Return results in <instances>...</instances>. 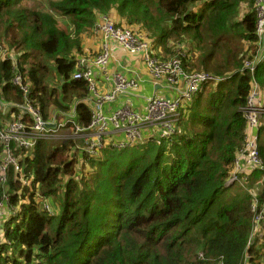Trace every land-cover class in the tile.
<instances>
[{
	"label": "trees",
	"instance_id": "trees-1",
	"mask_svg": "<svg viewBox=\"0 0 264 264\" xmlns=\"http://www.w3.org/2000/svg\"><path fill=\"white\" fill-rule=\"evenodd\" d=\"M243 2L248 3L247 13L233 21ZM37 4L0 0V51L2 43L8 45L0 53V124L5 123L4 102L25 101L12 84L18 73L32 85L30 98L44 118L75 108L78 122L89 123L91 106L83 101L90 94L88 85L73 78L79 70L77 53L82 33L112 10L130 24H143L152 37L157 35L153 26L164 36L182 31L179 41L185 34L198 38L206 32L210 37L202 39L207 40V51L200 54V63L202 70L218 76L233 73L230 55L239 71L246 58L259 52L255 0H50L49 9ZM154 6L159 17L153 14ZM57 16L65 18L63 24ZM163 21L173 28L163 31ZM238 35L249 42L245 58L232 54L230 43ZM217 49L224 51L226 63L215 60ZM252 78L264 90L263 62L254 74L248 70L237 80L206 84L182 115L174 141L149 143L139 156L107 147L98 157L86 158L72 152V140H41L32 150L14 144L22 169L10 171L8 189L18 214L5 223L0 264H244L254 197L225 183L243 144L246 122L241 109ZM12 110L11 115L19 111ZM260 151L264 160V125ZM3 156L0 141V163ZM25 177L31 179L28 186L19 180ZM251 186L260 211L264 174ZM44 200L53 213L44 208ZM262 253L258 250L255 256Z\"/></svg>",
	"mask_w": 264,
	"mask_h": 264
},
{
	"label": "built area",
	"instance_id": "built-area-1",
	"mask_svg": "<svg viewBox=\"0 0 264 264\" xmlns=\"http://www.w3.org/2000/svg\"><path fill=\"white\" fill-rule=\"evenodd\" d=\"M255 13L256 44L260 51L264 44V0H255ZM94 32L103 40L100 52L91 64L78 63L79 70L73 74L74 79L84 80L87 83L90 94L94 96L95 105L91 107L88 124H80L75 119L74 111L68 113L56 110L51 118H44L40 108L30 98L32 85L26 83L23 75L19 73L12 79V84L23 92L25 101L19 104L11 103L10 107H16L19 111L9 117L7 111L3 110L5 123L0 124V141L4 152L0 163V247L6 241V221L10 216L15 217L18 214L17 206L12 205V192L8 189L10 171L18 173L22 169L14 144L19 149L32 150L41 140H54L53 138L60 137L75 143L72 152H79L86 158H96L107 147L117 150L145 147L157 139L171 143L178 131L180 110L186 107L188 110V107L198 99L206 84L217 85L232 77V74L218 76L207 71H187L183 64L185 51H181L179 56L167 59L156 56L148 37L132 28L118 25L109 14L99 15ZM113 44H118L126 51L143 58L151 77L157 82L163 81L174 86L177 95L173 98L149 97L145 114L135 111L128 104L122 105L111 114H106L104 112L106 103L113 102L120 94L139 87V82L135 79L127 77L122 72H116L113 74L112 91L99 92L93 66L107 72L114 52ZM258 54L259 52L248 59L239 72L249 70L251 74L256 73L264 58V53L260 59ZM10 58L15 60L14 56ZM251 84L246 105L241 109L246 122L244 144L235 158L234 170L227 180V186L236 184L244 187L252 172L264 171V161L259 147L260 132L264 123V90L256 78H252ZM83 101L86 103L91 101V96ZM19 180L24 186H28L31 179L25 177ZM253 196L251 208L255 212V217L244 264L257 263V256L252 252L249 253V248L254 243L253 238L264 231V206L259 211L256 194ZM44 208L53 213L48 200H44Z\"/></svg>",
	"mask_w": 264,
	"mask_h": 264
},
{
	"label": "crops",
	"instance_id": "crops-1",
	"mask_svg": "<svg viewBox=\"0 0 264 264\" xmlns=\"http://www.w3.org/2000/svg\"><path fill=\"white\" fill-rule=\"evenodd\" d=\"M240 10L239 15L233 19L239 20L242 19V17L247 13L248 11V3L243 2L240 5V8L238 7V12ZM116 11H111L109 15L114 18V20L117 22L118 25L132 28L135 31L146 35L149 39H151L152 46L154 48V52L160 58L167 59L170 57V55H173L174 48H170V46H164L166 43L164 40H157V38L152 37L148 30L145 28V26L141 23H138L137 21L134 22V24H130L128 18L120 17L118 13H115ZM202 35H207L206 32H202ZM102 38L99 35H96L94 32V28L88 29L84 33H82V49L80 52L77 53L78 63H85V64H91L93 59L97 56V54L100 52L101 45H102ZM207 40L202 42V55L207 51L206 48ZM249 45V42L247 44V47ZM112 50L114 51L111 57V60L109 62V65L107 67V72L101 71L99 68L93 66L94 69V76L95 80L97 82L98 90L99 92H111L114 87L113 82V74L116 72H122L127 77L133 78L136 81L139 82V87L136 90H133L131 92L120 94L117 99L113 102H108L105 104L104 112L106 114H111L114 110L118 109L124 104H128L134 109L135 111L145 114L147 112V100L151 96H161V97H168L173 98L177 95V91L174 86L167 84L166 82H157L155 81L151 75L149 74L147 67L143 61V58H141L138 55L132 54L129 51H126L118 44H113ZM218 50V49H217ZM222 50H218L217 53L214 55V58L216 61L220 63H226V58ZM22 53V52H21ZM80 54V55H79ZM167 54L169 57H167ZM236 55V51L232 53ZM75 55V53H74ZM16 59V56L13 55ZM227 56V54H226ZM233 55H230L229 62L230 66L233 70V72H237V68H235V62L232 60ZM53 63V62H52ZM91 96V101H87L89 105L93 108L95 105V101L93 94H89ZM88 96V97H89ZM14 103V101H6L4 104H2V115L3 110L7 111V117H9L12 113V107H10V104ZM75 112V119H77V112L74 108L73 110ZM72 111V112H73ZM54 110L51 112L53 113ZM0 116H1V109H0ZM1 119H4L3 117ZM260 249H264V245L260 247Z\"/></svg>",
	"mask_w": 264,
	"mask_h": 264
},
{
	"label": "rangeland",
	"instance_id": "rangeland-1",
	"mask_svg": "<svg viewBox=\"0 0 264 264\" xmlns=\"http://www.w3.org/2000/svg\"><path fill=\"white\" fill-rule=\"evenodd\" d=\"M49 1L50 0H48V2H47V0H35V3L38 2L37 6H40L41 9H49L50 8ZM22 3L26 4L28 2L27 1H23ZM151 9L153 10L154 16H157V14H156L157 10L155 9V6L152 7ZM157 17H159V16H157ZM57 18H58V20H59V22L61 24L64 23V20H65L64 17L57 16ZM66 23L67 22H65V24ZM152 28L154 29V31H155V29L157 30V33H156L157 35L155 36V38H157V40H164L166 42L164 44V46H168L169 45L170 48H172L171 46H173V48H174L173 49L174 50L173 55H170V57H169V55L167 54V57L172 58V57L179 56L178 54L181 52V50H184V48H186L187 51L188 50L189 51H188L187 54H185V56H187L188 58H190V59L187 58V60L185 61L186 65H187V68L191 69L192 68V64H194L195 65V68L194 69H191L192 72L206 71L205 69L202 70V64L200 63V54L202 53V39H208V37H210L209 34L208 35H205L203 38H202V32H201V37H198V38H194L193 33L185 34L184 35L185 40L179 41L178 37H179V34L182 31H180V33L178 34V36H177L176 32L173 33L172 35L164 36L163 34H161V30H158L155 26H153ZM170 28H173L172 24L170 22H168V21H163V23H162V30L163 31L166 30V29L169 30ZM3 29H4V25H3ZM3 29L0 30V34L3 33ZM214 39H215L216 42H218V39L216 37ZM247 44H248V42L245 41L239 35H238V39L233 40L230 43V45L233 46V50H235L238 53V56L244 55V58L246 56H248ZM0 48H1V46H0ZM6 48H8V45L2 43V49H1L0 53L2 52V54H3L4 51L6 50ZM38 55H39V57L43 58V55L41 53H38ZM247 60H248V58H246L244 64L246 63ZM262 62L264 63V58H263V61ZM50 64H51V62H50ZM52 66H54V63H52ZM187 71H189V70L187 69ZM189 72H191V71H189ZM207 72H211V71H208L207 70ZM240 75L241 74H238L237 77L236 76L234 77V79L237 80L240 77ZM243 116H244V113H243ZM62 132H65V131H62ZM53 139H54V140H52L53 143L55 142L56 144H60L61 142L64 141L60 137H55ZM155 142L158 143L159 142L158 139ZM155 142H153V143H155ZM141 148H143V147L130 148V149H127L124 153L125 154L134 153L136 156H139L140 153H141ZM116 152H120V151L119 150H116ZM232 171H233V169H232ZM263 174H264L263 171H258L254 175V179L262 178ZM235 187L236 188L238 187L240 190H248L252 195H255L256 188L251 186V182H248L247 184H245L244 187H240L238 185H235ZM54 200L56 201L55 198H54ZM263 263H264V260L261 261V264H263Z\"/></svg>",
	"mask_w": 264,
	"mask_h": 264
},
{
	"label": "clouds",
	"instance_id": "clouds-1",
	"mask_svg": "<svg viewBox=\"0 0 264 264\" xmlns=\"http://www.w3.org/2000/svg\"><path fill=\"white\" fill-rule=\"evenodd\" d=\"M151 40V39H150ZM155 54H156V52H155ZM156 56H158L157 54H156ZM158 57H160V56H158ZM259 68V67H258ZM237 72H239V71H237ZM236 72H233L232 73V77L229 79V80H227V81H231L233 78H234V74H235ZM239 74H242V73H239ZM23 78L25 79V77L23 76ZM226 82V81H225ZM223 83V82H222ZM33 88V87H32ZM33 91V90H32ZM32 93V92H31ZM31 95V94H30ZM31 97V96H30ZM187 108V107H186ZM186 108H182L181 110H180V112H179V118H178V123H177V126H178V129H180V119H181V117H182V115H184V113L187 111V109ZM264 125V124H263ZM50 126H53V124H50ZM64 140V139H63ZM160 140H163V139H160ZM159 140V141H160ZM260 141H261V132H260ZM243 144H244V141H243ZM243 144L241 145V147L243 146ZM241 147H240V149H241ZM259 147H260V142H259ZM240 149H238V151L236 152V155H235V158L237 157V154H238V152H239V150ZM262 155V154H261ZM235 158H234V160H233V162H232V164H233V167H232V169L234 170V161H235ZM262 159H263V157H262ZM264 161V160H263ZM258 172V170L257 171H254V172H252L251 174H250V177H249V181L248 182H251L252 180H254V175L256 174ZM264 172V171H263ZM231 173H232V171H231ZM231 176V175H230ZM229 176V177H230ZM229 179V178H228ZM227 179V180H228ZM226 183H227V181H226ZM226 183H225V185H226ZM236 184H232V185H228V187H232V186H235ZM227 186V185H226ZM245 191H247V190H245ZM249 192V191H248ZM250 193V192H249ZM251 194V193H250ZM255 194H257L256 192H255ZM12 195H13V193H12ZM252 195V194H251ZM252 197H254L253 195H252ZM264 229V228H263ZM262 234H264V231L262 232V233H260V234H258V235H256L254 238H258L259 237V239H260V242H258V239L256 238V241L254 240V243L252 244V246H251V248L250 249H253L252 250V253L255 255V253H257V251L258 250H261L262 252L264 251V249H260V247L264 244V237H262ZM253 238V239H254ZM203 255V254H202ZM257 263H255V264H261V261L262 260H264V254L262 253V256L261 257H257Z\"/></svg>",
	"mask_w": 264,
	"mask_h": 264
},
{
	"label": "water",
	"instance_id": "water-1",
	"mask_svg": "<svg viewBox=\"0 0 264 264\" xmlns=\"http://www.w3.org/2000/svg\"><path fill=\"white\" fill-rule=\"evenodd\" d=\"M263 53H264V44H263L262 48L259 51L258 59H260L262 57Z\"/></svg>",
	"mask_w": 264,
	"mask_h": 264
}]
</instances>
